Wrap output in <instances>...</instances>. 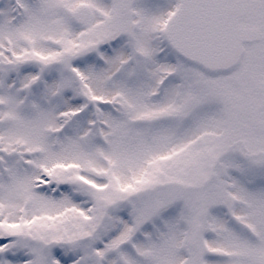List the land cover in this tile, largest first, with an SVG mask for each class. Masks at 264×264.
Wrapping results in <instances>:
<instances>
[{
  "label": "snow or ice",
  "instance_id": "1",
  "mask_svg": "<svg viewBox=\"0 0 264 264\" xmlns=\"http://www.w3.org/2000/svg\"><path fill=\"white\" fill-rule=\"evenodd\" d=\"M0 264H264V0H0Z\"/></svg>",
  "mask_w": 264,
  "mask_h": 264
}]
</instances>
